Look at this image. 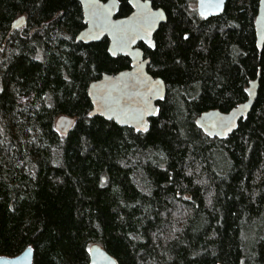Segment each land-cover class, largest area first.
<instances>
[{
  "label": "trees",
  "instance_id": "1",
  "mask_svg": "<svg viewBox=\"0 0 264 264\" xmlns=\"http://www.w3.org/2000/svg\"><path fill=\"white\" fill-rule=\"evenodd\" d=\"M151 1L167 19L154 50L139 47L166 95L140 132L88 115L90 82L130 59L111 57L107 38L76 41L78 0H0V256L31 246L33 264H90L98 243L118 264H264L258 0H226L209 18L196 0ZM258 71L248 116L224 139L206 136L196 117L245 101ZM63 114L75 117L67 135L54 125Z\"/></svg>",
  "mask_w": 264,
  "mask_h": 264
},
{
  "label": "water",
  "instance_id": "2",
  "mask_svg": "<svg viewBox=\"0 0 264 264\" xmlns=\"http://www.w3.org/2000/svg\"><path fill=\"white\" fill-rule=\"evenodd\" d=\"M85 27L76 36L83 44L99 42L107 38V52L111 57L118 55L130 59V67L114 74L104 73L90 82L87 95L91 102L90 117L100 116L112 120L120 127L146 132L150 119L159 113L158 102L166 95L162 78L154 77L147 71L148 57L139 44L154 50V35L167 15L160 7H154L151 0H128L131 12L119 17V0H78ZM226 0H196L197 14L202 18L219 15ZM24 15L17 17L11 27H22ZM256 46L264 45V0H258L254 21ZM258 71L256 78L249 81L247 98L228 111L209 109L201 112L195 123L202 132L211 138L224 139L238 128L239 121L248 116L256 101L259 88ZM75 123V117L60 115L55 120V130L67 135ZM90 264H118L100 244L93 243L88 248ZM34 250L27 246L15 256H0V264H33Z\"/></svg>",
  "mask_w": 264,
  "mask_h": 264
},
{
  "label": "rangeland",
  "instance_id": "3",
  "mask_svg": "<svg viewBox=\"0 0 264 264\" xmlns=\"http://www.w3.org/2000/svg\"><path fill=\"white\" fill-rule=\"evenodd\" d=\"M193 6H194V8H196V1L194 2Z\"/></svg>",
  "mask_w": 264,
  "mask_h": 264
},
{
  "label": "flooded vegetation",
  "instance_id": "4",
  "mask_svg": "<svg viewBox=\"0 0 264 264\" xmlns=\"http://www.w3.org/2000/svg\"><path fill=\"white\" fill-rule=\"evenodd\" d=\"M140 44H142V43H140ZM144 45V44H143ZM145 46V45H144ZM146 47V46H145ZM147 48V47H146ZM149 49V48H148Z\"/></svg>",
  "mask_w": 264,
  "mask_h": 264
}]
</instances>
